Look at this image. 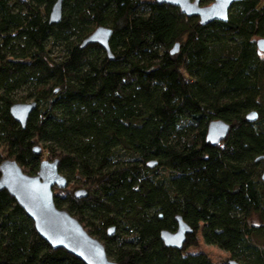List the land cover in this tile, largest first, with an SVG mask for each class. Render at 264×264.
Returning a JSON list of instances; mask_svg holds the SVG:
<instances>
[{
    "label": "trees",
    "instance_id": "trees-1",
    "mask_svg": "<svg viewBox=\"0 0 264 264\" xmlns=\"http://www.w3.org/2000/svg\"><path fill=\"white\" fill-rule=\"evenodd\" d=\"M57 1L0 0L6 159L31 176L43 154L59 160L71 192L55 195L56 207L117 264H214L189 253L199 234L233 261L264 264L263 0L238 2L228 22L206 26L157 0H64L54 24ZM100 27L112 30L110 55L83 46ZM20 92L27 93L21 101ZM28 100L37 107L23 127L10 109ZM253 111L258 120L249 122ZM227 113L238 121L226 122L220 145L209 143V124ZM208 148L218 149L212 176L194 173L187 158H206ZM78 190L87 197L77 199ZM177 217L193 230L181 250L161 239L162 231H177ZM0 264L85 263L53 249L4 190Z\"/></svg>",
    "mask_w": 264,
    "mask_h": 264
},
{
    "label": "water",
    "instance_id": "water-1",
    "mask_svg": "<svg viewBox=\"0 0 264 264\" xmlns=\"http://www.w3.org/2000/svg\"><path fill=\"white\" fill-rule=\"evenodd\" d=\"M204 0H157L160 4L178 7L189 18L198 17L202 25L206 26L215 21L228 22L229 13L234 4L247 0H213L210 5L203 6ZM64 0H58L51 13V23L57 24L62 19V5ZM112 30L106 27L98 28L83 44L100 45L109 55ZM259 51L264 53V38L257 41ZM179 52V44H176L172 54ZM35 102L15 103L11 106V116L23 127L26 126L30 115L36 109ZM249 122L258 120V113L253 111L247 115ZM231 127L222 120L212 121L207 132V141L213 145H220L229 135ZM34 152L40 155L41 148L35 147ZM263 160L264 156L258 161ZM154 168L156 162H150ZM0 191L6 190L26 212L35 224L39 236L53 249H64L69 254L80 259L85 264H117L109 259L104 245L93 238L83 228L81 223L68 211L59 209L55 204L54 190H65L69 183L59 172V160L41 162L37 175L26 174L19 164L13 160H5L0 164ZM264 183V171L262 174ZM77 199L87 197V192L78 190L75 192ZM178 228L176 232L162 231L161 239L170 248L181 250L187 240V236L193 232L191 227L177 217ZM111 228L109 235L114 233ZM228 264H240L230 261Z\"/></svg>",
    "mask_w": 264,
    "mask_h": 264
},
{
    "label": "rangeland",
    "instance_id": "rangeland-1",
    "mask_svg": "<svg viewBox=\"0 0 264 264\" xmlns=\"http://www.w3.org/2000/svg\"><path fill=\"white\" fill-rule=\"evenodd\" d=\"M212 2L213 0H207L206 4L205 2H203V6L210 5ZM26 94H27L26 92H20L18 94L17 100L19 101L23 100L27 96ZM26 102H31V101L28 100ZM215 119H220V118H218V116H215ZM221 120H224L225 122H234V121H238V118L233 113L232 114L227 113V114H223ZM203 153L206 156V158H187V161L189 162L190 167L194 173H198V174L204 173L206 175L212 176L213 167L218 161V154H217L218 149L208 148ZM6 158L7 155H5V153H3L2 150H0V159L6 160ZM55 159L56 158H52L49 154L46 153L43 154L42 160H50L51 162H54ZM182 161H183L182 159H178L177 162H175L174 166L177 167ZM73 186H75V184H72V187ZM69 192H71L70 187L69 189L66 188L65 190H58V189L54 190V194L58 196L61 195L60 197H66ZM257 223L259 222L257 221ZM198 237H199V246L190 248L189 249L190 254L205 253L211 258L214 264H228L229 261L232 260L231 256L228 253L218 249L217 247L206 245L203 242L201 234H199ZM260 244L264 245V239L260 241Z\"/></svg>",
    "mask_w": 264,
    "mask_h": 264
},
{
    "label": "flooded vegetation",
    "instance_id": "flooded-vegetation-1",
    "mask_svg": "<svg viewBox=\"0 0 264 264\" xmlns=\"http://www.w3.org/2000/svg\"><path fill=\"white\" fill-rule=\"evenodd\" d=\"M6 160H7V159H6ZM3 161H5V160H3ZM3 161H2V162H3Z\"/></svg>",
    "mask_w": 264,
    "mask_h": 264
}]
</instances>
